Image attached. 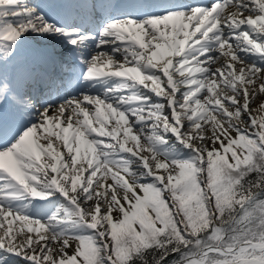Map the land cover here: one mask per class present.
<instances>
[{"label":"snow or ice","instance_id":"6c2138e0","mask_svg":"<svg viewBox=\"0 0 264 264\" xmlns=\"http://www.w3.org/2000/svg\"><path fill=\"white\" fill-rule=\"evenodd\" d=\"M0 264H264V0H0Z\"/></svg>","mask_w":264,"mask_h":264},{"label":"bare ground","instance_id":"6f19581e","mask_svg":"<svg viewBox=\"0 0 264 264\" xmlns=\"http://www.w3.org/2000/svg\"><path fill=\"white\" fill-rule=\"evenodd\" d=\"M257 103H259V101H257Z\"/></svg>","mask_w":264,"mask_h":264}]
</instances>
